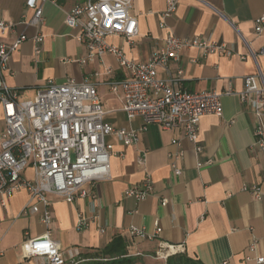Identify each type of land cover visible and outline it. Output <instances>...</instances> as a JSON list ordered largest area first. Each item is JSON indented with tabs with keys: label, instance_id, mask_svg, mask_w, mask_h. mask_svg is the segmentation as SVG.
<instances>
[{
	"label": "crops",
	"instance_id": "1",
	"mask_svg": "<svg viewBox=\"0 0 264 264\" xmlns=\"http://www.w3.org/2000/svg\"><path fill=\"white\" fill-rule=\"evenodd\" d=\"M85 1L43 3V22L33 25L35 10L28 7V0H0V18L15 24L12 31L0 35V44L12 43L22 33L28 36L13 53L10 71L4 74L6 83L19 92L21 100H32L49 81L89 80L106 110L104 121L114 128L138 130L142 119L129 121L122 112V92L110 89L111 82L126 77L116 58L107 55L103 62H88L86 46L78 39L80 29L66 23L72 8ZM179 1L176 14L163 19L166 0H134L130 15L138 21V34L131 42L120 35L109 36L108 42L136 62L148 61L170 35L226 43L235 51L233 57L204 56L193 48L170 65L178 78L174 88L190 93L229 89L239 93L245 89L246 77L259 71L264 75V56L257 61L239 56L264 48V32L257 35L254 23L264 14V0ZM37 35L44 38L39 55L35 53ZM180 68L184 74L178 77ZM158 75L168 78L162 69ZM222 103V116L206 115L200 120V153L179 128L151 125L129 147L116 136H108L107 143L118 153L111 157L110 179L89 185L90 194L73 203L49 196L50 226L42 222L41 214L30 212L33 201L28 192L15 193L6 207H0V264H48L41 257L23 258L21 250L26 239L48 232L60 243L64 264H112L122 258L134 260L133 264H259L257 259L264 257V195L256 199L243 191L248 184L264 193V152L256 143V117L237 95H224ZM181 152L183 156L176 157ZM140 158H145L143 165ZM208 160L214 161L210 167L196 165ZM173 164L182 170L181 175L175 174ZM147 175L154 181V194L143 201L128 197L126 192ZM26 177L33 178L32 168ZM80 218L89 222L83 230L77 228ZM156 224L162 229L160 234L155 233ZM132 227L144 230L146 237L133 235ZM255 239L256 250L250 253ZM115 242L114 254L105 255ZM162 244L183 249L159 259L156 255Z\"/></svg>",
	"mask_w": 264,
	"mask_h": 264
},
{
	"label": "built area",
	"instance_id": "2",
	"mask_svg": "<svg viewBox=\"0 0 264 264\" xmlns=\"http://www.w3.org/2000/svg\"><path fill=\"white\" fill-rule=\"evenodd\" d=\"M51 0H28L29 8L35 10L30 22L39 25L43 22L42 4ZM134 0H86L77 4L67 14L66 23L71 28H79V41L87 49L86 60L93 63L103 62L107 55H113L126 73L122 80L110 83L113 93L122 92V112L129 121L141 118L140 129L114 128L104 121L106 110L101 102L95 84L89 80L77 82L70 79L64 83L49 81L40 88L34 99L21 100L19 92L11 89L5 80V72L10 71L13 53L19 49L28 36L20 34L12 43L0 44V111L6 123L1 135L0 152V207H6L15 193L26 191L33 204L30 212L41 214L42 222L50 226L53 222L49 196H57L68 203L78 197L90 194L89 185L97 181L110 179L111 157L118 155L114 146L107 143L108 136H116L126 146L138 143L140 132L151 125L163 129H181L186 137L195 144L197 153L203 148L199 140V123L206 115L222 116L224 95H237L248 103L256 117L257 145L264 152V75L245 78V89L235 92L215 91L191 92L177 90L170 65L178 61L186 50L199 49L204 56L219 54L233 57L235 51L226 43L211 38H179L170 35L163 47L156 50L146 62H136L115 44L108 42L109 36H123L128 42L138 34V21L130 15ZM179 0H166L163 19L173 17L179 7ZM255 33L264 32V14L255 19ZM164 26V23H162ZM15 28V24L0 18V35H6ZM43 36L34 38L35 53L42 52ZM241 60L252 58L257 61L264 56V48L258 53L249 52L239 55ZM165 70L167 79H161L158 70ZM184 74L178 69L176 76ZM179 144L177 140L173 142ZM179 153L176 157H182ZM145 158H140L143 165ZM214 164L213 160L199 162L198 168ZM176 175L182 170L172 165ZM32 168L33 178L26 177V171ZM143 182L130 188L126 195L137 201H143L154 194V181L147 175ZM259 186L245 184L243 191L250 192L256 199H262L264 193ZM167 200H163V205ZM89 222L80 218L77 228L83 230ZM156 234L161 228L156 224ZM103 231V230H102ZM136 236L146 237L147 233L137 227L131 228ZM257 240L249 246V252L256 250ZM183 246L162 244L157 258L168 259ZM23 258L41 257L48 264H64L61 245L50 236V232L38 238H28L22 245ZM251 257L247 256V260ZM264 264V257L257 259ZM224 264H228L226 261Z\"/></svg>",
	"mask_w": 264,
	"mask_h": 264
},
{
	"label": "trees",
	"instance_id": "3",
	"mask_svg": "<svg viewBox=\"0 0 264 264\" xmlns=\"http://www.w3.org/2000/svg\"><path fill=\"white\" fill-rule=\"evenodd\" d=\"M117 243H113V245L107 249L104 254H114L113 250H114V247ZM134 263V260H131V259H127V258H122V259H116L113 261L112 264H133ZM189 264H200V263H197V262H188ZM96 264H101V263H96ZM172 264V263H171ZM173 264H176V263H173Z\"/></svg>",
	"mask_w": 264,
	"mask_h": 264
},
{
	"label": "rangeland",
	"instance_id": "4",
	"mask_svg": "<svg viewBox=\"0 0 264 264\" xmlns=\"http://www.w3.org/2000/svg\"><path fill=\"white\" fill-rule=\"evenodd\" d=\"M6 130V123L4 120L0 121V132L1 134Z\"/></svg>",
	"mask_w": 264,
	"mask_h": 264
}]
</instances>
